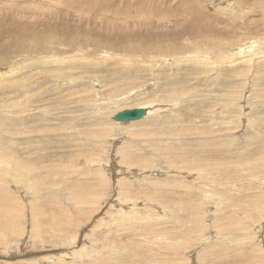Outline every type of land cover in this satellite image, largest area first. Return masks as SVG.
<instances>
[{
  "label": "rangeland",
  "instance_id": "rangeland-1",
  "mask_svg": "<svg viewBox=\"0 0 264 264\" xmlns=\"http://www.w3.org/2000/svg\"><path fill=\"white\" fill-rule=\"evenodd\" d=\"M0 264H264V0H0Z\"/></svg>",
  "mask_w": 264,
  "mask_h": 264
},
{
  "label": "bare ground",
  "instance_id": "bare-ground-1",
  "mask_svg": "<svg viewBox=\"0 0 264 264\" xmlns=\"http://www.w3.org/2000/svg\"><path fill=\"white\" fill-rule=\"evenodd\" d=\"M190 10V9H189ZM190 12V11H189ZM193 12V11H192ZM198 12V11H197ZM197 12H194V16L195 17H188V13H186V12H183V14L185 15V16H187L189 19L190 18H192V20H191V25L192 26H189L188 27V29H191V30H196V31H198L199 33H201V34H204L205 36H208L209 35V32L211 31V28H209L205 23H203L202 22V18L200 17V14L197 16L196 14H197ZM195 18V19H194ZM170 19V18H169ZM164 22L165 23H167V22H169V20H164ZM165 25V24H164ZM210 36V35H209ZM192 38H196V35H194ZM196 40V39H195ZM208 45V44H207ZM208 47V46H207ZM205 49V47L203 46V45H200V44H197L196 46H195V48H193V50L194 51H197V53H198V51H201V50H204ZM208 49V48H207ZM240 52H242V48L240 49ZM239 52V53H240ZM198 56H200L199 54H197ZM200 57H203V56H200ZM203 58H205L206 59V57H203ZM202 58V59H203ZM146 103H149L148 105H146V104H140V105H138L137 107H132V108H144V109H149V110H147V112L146 113H151L152 111H151V109L153 108V107H158L160 104L159 103H157V101H147ZM132 108H128V109H132ZM156 109V108H155ZM158 109V108H157ZM124 110H126V109H124ZM123 111V110H122ZM157 111V110H156ZM159 111V110H158ZM157 111V112H158ZM118 112H120V111H118ZM117 112V113H118ZM156 112V113H157ZM134 121V120H133ZM128 122H130V121H128ZM77 191V190H76ZM76 197V196H75ZM102 198V197H101ZM39 199V198H38ZM100 200V199H99ZM93 201V200H92ZM79 202V201H78ZM77 202V203H78ZM118 204V203H117ZM121 204V203H120ZM101 206V205H100ZM14 218V217H13ZM37 218V217H36ZM10 219H12L11 217H10ZM16 219V218H15ZM14 219V220H15ZM18 219V218H17ZM39 219V218H38ZM14 222V221H13ZM34 222H36V221H34ZM39 223V222H38ZM10 224V223H9ZM12 224V223H11ZM17 224H19V223H17ZM16 225V224H15ZM14 225V226H15ZM20 229V228H19ZM39 229V228H38ZM36 233L37 234H40V230H37L36 231ZM67 259V258H66ZM65 261V260H64ZM64 261H62V263H64ZM67 261V260H66ZM68 262V261H67Z\"/></svg>",
  "mask_w": 264,
  "mask_h": 264
},
{
  "label": "water",
  "instance_id": "water-1",
  "mask_svg": "<svg viewBox=\"0 0 264 264\" xmlns=\"http://www.w3.org/2000/svg\"><path fill=\"white\" fill-rule=\"evenodd\" d=\"M147 110L144 108H132L120 111L114 117L117 121L128 122L140 119L146 114Z\"/></svg>",
  "mask_w": 264,
  "mask_h": 264
}]
</instances>
